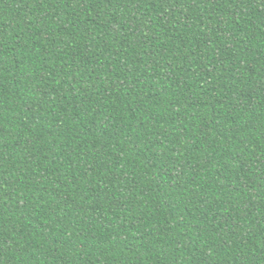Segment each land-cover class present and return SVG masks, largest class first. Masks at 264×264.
<instances>
[{
  "label": "trees",
  "instance_id": "trees-1",
  "mask_svg": "<svg viewBox=\"0 0 264 264\" xmlns=\"http://www.w3.org/2000/svg\"><path fill=\"white\" fill-rule=\"evenodd\" d=\"M0 264H264V0H0Z\"/></svg>",
  "mask_w": 264,
  "mask_h": 264
}]
</instances>
